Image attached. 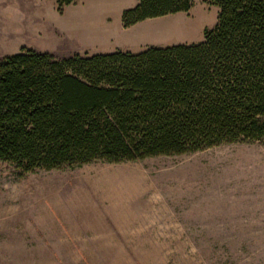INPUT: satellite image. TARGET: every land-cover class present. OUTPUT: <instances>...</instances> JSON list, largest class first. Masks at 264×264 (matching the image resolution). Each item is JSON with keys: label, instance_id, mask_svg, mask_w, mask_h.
Listing matches in <instances>:
<instances>
[{"label": "rangeland", "instance_id": "obj_1", "mask_svg": "<svg viewBox=\"0 0 264 264\" xmlns=\"http://www.w3.org/2000/svg\"><path fill=\"white\" fill-rule=\"evenodd\" d=\"M138 0H0V56L198 44L218 8L124 27ZM0 264H264V140L36 170L0 164Z\"/></svg>", "mask_w": 264, "mask_h": 264}, {"label": "trees", "instance_id": "obj_2", "mask_svg": "<svg viewBox=\"0 0 264 264\" xmlns=\"http://www.w3.org/2000/svg\"><path fill=\"white\" fill-rule=\"evenodd\" d=\"M60 11L76 0H54ZM198 44L56 58L0 56V164L36 170L180 155L264 140V0H209ZM193 0H138L124 27Z\"/></svg>", "mask_w": 264, "mask_h": 264}, {"label": "crops", "instance_id": "obj_3", "mask_svg": "<svg viewBox=\"0 0 264 264\" xmlns=\"http://www.w3.org/2000/svg\"><path fill=\"white\" fill-rule=\"evenodd\" d=\"M187 12V11H186ZM3 55H8V54H1V56H3Z\"/></svg>", "mask_w": 264, "mask_h": 264}]
</instances>
